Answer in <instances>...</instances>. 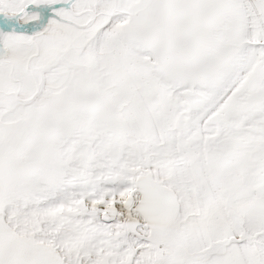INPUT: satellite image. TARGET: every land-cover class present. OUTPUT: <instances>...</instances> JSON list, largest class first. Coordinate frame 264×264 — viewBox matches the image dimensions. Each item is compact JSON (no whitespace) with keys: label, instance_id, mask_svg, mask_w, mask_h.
I'll return each mask as SVG.
<instances>
[{"label":"snow or ice","instance_id":"6c2138e0","mask_svg":"<svg viewBox=\"0 0 264 264\" xmlns=\"http://www.w3.org/2000/svg\"><path fill=\"white\" fill-rule=\"evenodd\" d=\"M0 264H264V0H0Z\"/></svg>","mask_w":264,"mask_h":264}]
</instances>
